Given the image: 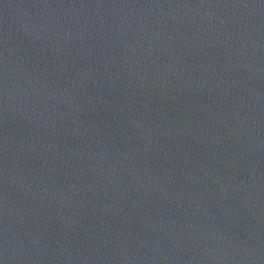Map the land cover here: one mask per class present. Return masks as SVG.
<instances>
[{
    "label": "water",
    "instance_id": "water-1",
    "mask_svg": "<svg viewBox=\"0 0 264 264\" xmlns=\"http://www.w3.org/2000/svg\"><path fill=\"white\" fill-rule=\"evenodd\" d=\"M0 264H264V0H0Z\"/></svg>",
    "mask_w": 264,
    "mask_h": 264
}]
</instances>
